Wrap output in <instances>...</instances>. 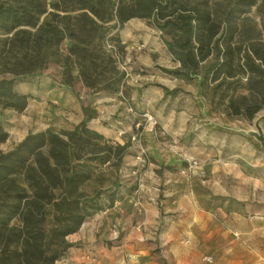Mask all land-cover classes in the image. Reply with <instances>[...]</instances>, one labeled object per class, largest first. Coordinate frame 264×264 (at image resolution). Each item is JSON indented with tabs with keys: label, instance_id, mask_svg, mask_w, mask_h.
<instances>
[{
	"label": "rangeland",
	"instance_id": "374dc122",
	"mask_svg": "<svg viewBox=\"0 0 264 264\" xmlns=\"http://www.w3.org/2000/svg\"><path fill=\"white\" fill-rule=\"evenodd\" d=\"M55 1L41 4L48 12ZM127 1L101 0V8L114 15L119 2ZM166 1L167 10L176 13L183 8L206 10L219 26L217 36L232 30L236 40L264 42V0ZM47 12L39 23L50 19ZM149 22L160 47L140 63L141 50L127 51L120 42L116 18L99 21L102 37L92 39L93 44L109 55L107 42H113L117 55L97 80L116 89L94 91L81 82L77 95L82 94L79 100L86 103L84 118L94 113L85 94L109 97L100 103L109 115L101 121L105 125L116 119L117 127L112 137L101 134L125 149L118 164L116 159L88 162L90 179L82 188L56 192L38 215L36 231L43 236L44 254L57 245L52 229L80 218L77 230L65 236L71 245L54 264H67L70 256L84 254L101 257V264H264V107L250 121L227 116L223 105L212 109L200 86L206 64L197 73H174L180 62L170 47L178 49L183 35L153 17ZM11 34L0 27V79L9 76L19 54L17 41L9 40ZM90 39L84 35L85 43ZM76 42L66 33L55 38L44 68L17 77L14 89L23 94L34 77L44 73L65 86L80 81V59L69 51ZM25 95L28 104L22 111L0 104V128L7 134L0 142L2 152L12 150L28 133L74 128L44 127L31 109L33 96ZM122 108L128 117L124 121L118 113ZM178 113H183L181 119H176ZM4 196L5 188H0V199L10 204ZM145 208L154 214L150 217ZM2 210L0 264H20L21 240L10 231L18 221L7 220Z\"/></svg>",
	"mask_w": 264,
	"mask_h": 264
},
{
	"label": "trees",
	"instance_id": "16d2710c",
	"mask_svg": "<svg viewBox=\"0 0 264 264\" xmlns=\"http://www.w3.org/2000/svg\"><path fill=\"white\" fill-rule=\"evenodd\" d=\"M167 3L166 0H128L119 2L112 15L101 8V0H57L50 3L53 10L48 12L41 0H0V27L12 32L9 40L17 41L19 51L8 69L9 76L0 79V104L16 111L26 107L27 95L14 89L16 78L44 68L54 39L64 33L79 42L72 44L69 51L80 59L82 84L94 91L116 89L97 80L104 77L107 65L114 61L112 52L105 54L100 45L93 44L94 38L102 37L99 21L114 17L121 26L132 17H153L155 22H163L162 27L171 24L183 35L178 49L170 47L180 62V69L174 73H185L183 70L197 73L206 64L200 86L212 109L218 110L223 105L227 116L252 120L264 107V42L254 38L236 40L232 30L217 36L219 26L206 10L193 8L185 12L183 8L176 13L167 10ZM45 12L50 19L39 23L40 15ZM73 12L76 13L72 15ZM84 35L91 37L89 42H84ZM90 117L86 116L72 130L57 132L47 128L28 133L12 150H0V188H5L4 197L10 200L7 204L1 198L0 210L6 209L7 220L18 221L10 231L21 240L20 264H54L60 258L71 245L65 236L77 230L81 219H72V225L52 229L57 245L46 255L43 236L36 231L41 219L38 215L53 202L56 192L71 193L82 188L90 179L88 162L116 159L118 164L121 159L125 145L113 143L89 128ZM6 137L0 128V142ZM2 223L0 214V229Z\"/></svg>",
	"mask_w": 264,
	"mask_h": 264
},
{
	"label": "crops",
	"instance_id": "0c3cea01",
	"mask_svg": "<svg viewBox=\"0 0 264 264\" xmlns=\"http://www.w3.org/2000/svg\"><path fill=\"white\" fill-rule=\"evenodd\" d=\"M118 37L120 42L124 45V48L127 51H132L135 49L139 51L138 60L140 63L146 61L150 55L152 49H157L160 47L158 43V37L156 32L153 31V28L150 25L149 19L132 17L125 21L120 28L118 29ZM166 58L169 57L165 54ZM142 61V62H141ZM178 64H175L177 66ZM78 85H81V81H76L73 86H65L59 83L56 80H53L48 76L47 73L42 75H37L33 79V83L27 86V90L21 91L23 94L30 93L36 103H30L32 111H36V115L43 119L42 125L44 127L54 126L58 124L59 126L66 127L68 129L73 128L82 120H84V114L82 111L83 101L79 100L82 97V94L77 95ZM85 97L88 98L87 103L89 107L94 110L92 117L89 118L87 124L94 130L102 133L105 136L112 137L115 133L113 127H117L115 122H118L116 119L109 120L104 123L101 121L106 117H109L107 112L102 108L101 101L107 100L109 97H100L96 93L85 94ZM28 104V102H27ZM26 104V107H27ZM125 108H122L118 113L122 114V121L126 120L128 117L125 115ZM183 113H178L176 119L182 118ZM33 116V115H32ZM175 118V114H172ZM133 163V161H130ZM135 172V170H132ZM150 173L149 175H151ZM155 178L157 175L152 174ZM150 208H145L146 213L151 217L154 213L147 212ZM67 259V264H101L102 258H89L87 255L83 256H70Z\"/></svg>",
	"mask_w": 264,
	"mask_h": 264
},
{
	"label": "built area",
	"instance_id": "2783aa9c",
	"mask_svg": "<svg viewBox=\"0 0 264 264\" xmlns=\"http://www.w3.org/2000/svg\"><path fill=\"white\" fill-rule=\"evenodd\" d=\"M107 46L109 47V50L113 53V55H117L116 54V47L113 44V42H107ZM121 134V132H119Z\"/></svg>",
	"mask_w": 264,
	"mask_h": 264
}]
</instances>
